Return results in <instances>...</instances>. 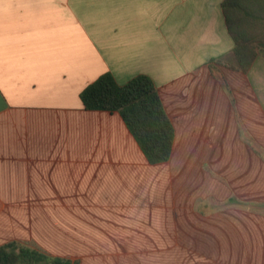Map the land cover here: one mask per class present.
Wrapping results in <instances>:
<instances>
[{"label": "crops", "instance_id": "crops-1", "mask_svg": "<svg viewBox=\"0 0 264 264\" xmlns=\"http://www.w3.org/2000/svg\"><path fill=\"white\" fill-rule=\"evenodd\" d=\"M223 1L0 0V245L264 264V41L247 73L213 63L235 46ZM105 73L152 80L167 162L150 165L117 112L84 109Z\"/></svg>", "mask_w": 264, "mask_h": 264}, {"label": "trees", "instance_id": "trees-1", "mask_svg": "<svg viewBox=\"0 0 264 264\" xmlns=\"http://www.w3.org/2000/svg\"><path fill=\"white\" fill-rule=\"evenodd\" d=\"M221 8L235 46L229 59L212 62L247 73L261 54L256 43L264 41V0H224ZM211 70L214 72L213 67ZM223 85L227 90L226 84ZM80 98L85 110L117 112L150 165L170 159L174 127L148 76L138 75L119 85L110 73H105L87 85ZM0 264L80 263L50 255L27 242L12 240L0 245Z\"/></svg>", "mask_w": 264, "mask_h": 264}]
</instances>
